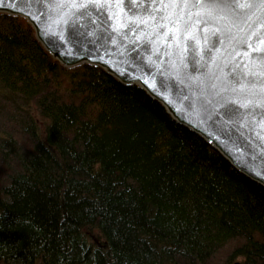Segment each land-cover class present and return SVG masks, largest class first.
Listing matches in <instances>:
<instances>
[{"label":"trees","instance_id":"obj_1","mask_svg":"<svg viewBox=\"0 0 264 264\" xmlns=\"http://www.w3.org/2000/svg\"><path fill=\"white\" fill-rule=\"evenodd\" d=\"M0 264H264V185L0 14Z\"/></svg>","mask_w":264,"mask_h":264},{"label":"water","instance_id":"obj_2","mask_svg":"<svg viewBox=\"0 0 264 264\" xmlns=\"http://www.w3.org/2000/svg\"><path fill=\"white\" fill-rule=\"evenodd\" d=\"M0 14L24 18L63 67L139 85L264 185L260 0H0Z\"/></svg>","mask_w":264,"mask_h":264},{"label":"snow or ice","instance_id":"obj_3","mask_svg":"<svg viewBox=\"0 0 264 264\" xmlns=\"http://www.w3.org/2000/svg\"><path fill=\"white\" fill-rule=\"evenodd\" d=\"M217 2H219V0H217ZM260 4H261V6H264V0H260ZM239 7H241V8L251 7V4H240ZM248 47L251 49L252 48V45L249 44ZM252 51L257 52V53H260L261 52V48L258 45L255 49H252ZM246 55H247V53H246ZM261 59H264V56H262Z\"/></svg>","mask_w":264,"mask_h":264},{"label":"rangeland","instance_id":"obj_4","mask_svg":"<svg viewBox=\"0 0 264 264\" xmlns=\"http://www.w3.org/2000/svg\"><path fill=\"white\" fill-rule=\"evenodd\" d=\"M27 22V21H26ZM28 23V22H27ZM29 24V23H28ZM30 25V24H29ZM35 113H36V115H37V117L39 118L38 120L40 121V122H43V119L39 116V114L35 111Z\"/></svg>","mask_w":264,"mask_h":264}]
</instances>
